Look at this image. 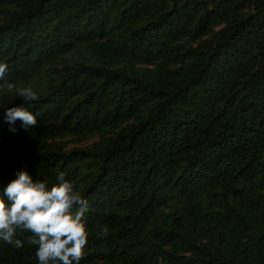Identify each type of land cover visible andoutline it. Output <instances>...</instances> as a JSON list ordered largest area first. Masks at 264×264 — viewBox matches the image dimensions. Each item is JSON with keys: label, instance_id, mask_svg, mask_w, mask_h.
<instances>
[{"label": "trees", "instance_id": "16d2710c", "mask_svg": "<svg viewBox=\"0 0 264 264\" xmlns=\"http://www.w3.org/2000/svg\"><path fill=\"white\" fill-rule=\"evenodd\" d=\"M0 62V190L73 180L80 264H264V0H0Z\"/></svg>", "mask_w": 264, "mask_h": 264}, {"label": "clouds", "instance_id": "9594fccd", "mask_svg": "<svg viewBox=\"0 0 264 264\" xmlns=\"http://www.w3.org/2000/svg\"><path fill=\"white\" fill-rule=\"evenodd\" d=\"M8 70L0 62V80ZM8 90L14 83L5 81ZM24 104L6 108L4 119L16 131L19 119L25 130L37 125V115L26 104L39 99L30 87L17 90ZM88 200L79 186L59 172L51 187L46 181L34 179L27 170H18L15 178L0 190V241L21 247L18 237L31 233L29 242L37 245L38 264H80L84 259L90 230L87 223ZM107 235V228L100 230Z\"/></svg>", "mask_w": 264, "mask_h": 264}]
</instances>
